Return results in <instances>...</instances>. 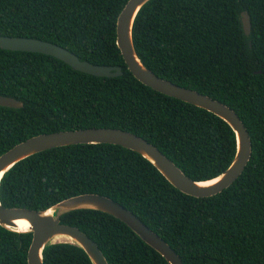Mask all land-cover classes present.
<instances>
[{
  "label": "trees",
  "instance_id": "trees-1",
  "mask_svg": "<svg viewBox=\"0 0 264 264\" xmlns=\"http://www.w3.org/2000/svg\"><path fill=\"white\" fill-rule=\"evenodd\" d=\"M128 0H0V35L35 38L118 77L75 70L41 53L0 48V156L40 134L117 128L143 137L195 181L226 171L236 154L232 128L215 114L142 84L117 46V20ZM248 12L251 32L241 15ZM136 50L157 76L230 106L249 131L252 158L228 189L193 197L146 158L113 144H77L36 153L2 178L7 208L47 210L80 194L107 196L139 217L184 264H264V0H150L134 24ZM61 223L97 243L109 264H169L131 228L96 210ZM31 232L0 225V264H28ZM45 264H92L77 245L44 250Z\"/></svg>",
  "mask_w": 264,
  "mask_h": 264
},
{
  "label": "water",
  "instance_id": "water-1",
  "mask_svg": "<svg viewBox=\"0 0 264 264\" xmlns=\"http://www.w3.org/2000/svg\"><path fill=\"white\" fill-rule=\"evenodd\" d=\"M150 0H128L117 20V46L124 61L142 84L167 96L182 100L205 109L220 117L235 133L236 154L226 171L214 179L195 181L188 177L171 159L155 145L129 131L117 128H87L40 134L15 145L0 156V185L4 175L18 162L52 148L77 144H113L139 153L152 163L158 171L178 190L198 198L211 197L228 189L245 171L252 158V140L244 122L230 106L196 90L177 85L153 73L140 58L134 42V24L141 9ZM246 35L251 32L248 12L241 15ZM0 48L10 51L41 53L60 59L77 71L98 77H118L122 67L95 65L83 61L74 53L57 44L35 38L0 35ZM0 106L15 109L24 107V102L13 97L0 95ZM217 180L213 184H205ZM76 210H96L119 219L131 228L146 244L159 252L169 264H184L179 254L160 235L150 229L129 209L100 194L86 193L67 198L47 210L28 208H7L0 199V225L8 230L31 232L28 264H45L44 250L61 238L80 247L92 264H109L104 253L80 228L61 223V217ZM26 220L28 230H19L17 220Z\"/></svg>",
  "mask_w": 264,
  "mask_h": 264
},
{
  "label": "bare ground",
  "instance_id": "bare-ground-1",
  "mask_svg": "<svg viewBox=\"0 0 264 264\" xmlns=\"http://www.w3.org/2000/svg\"><path fill=\"white\" fill-rule=\"evenodd\" d=\"M217 180L211 181V182H207L205 184H213L214 182H216ZM16 224L18 226L17 229L19 230H28L29 229V223L26 220L20 219L16 221Z\"/></svg>",
  "mask_w": 264,
  "mask_h": 264
},
{
  "label": "rangeland",
  "instance_id": "rangeland-1",
  "mask_svg": "<svg viewBox=\"0 0 264 264\" xmlns=\"http://www.w3.org/2000/svg\"><path fill=\"white\" fill-rule=\"evenodd\" d=\"M58 241H60V242H64V241H67V240L64 239V238H61V239H59Z\"/></svg>",
  "mask_w": 264,
  "mask_h": 264
}]
</instances>
